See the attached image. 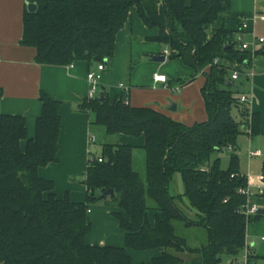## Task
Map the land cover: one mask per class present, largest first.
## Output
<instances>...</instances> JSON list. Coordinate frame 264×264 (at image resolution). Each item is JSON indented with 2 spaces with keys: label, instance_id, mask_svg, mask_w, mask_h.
<instances>
[{
  "label": "trees",
  "instance_id": "obj_1",
  "mask_svg": "<svg viewBox=\"0 0 264 264\" xmlns=\"http://www.w3.org/2000/svg\"><path fill=\"white\" fill-rule=\"evenodd\" d=\"M34 3V13L24 10L19 44L34 48L35 63L47 66L75 61L106 64L114 55L117 33L136 9L142 24L157 30L151 41L168 49V60L180 59L205 78L201 94L208 120L186 127L151 108L129 106L125 94L113 102L105 94L104 102L86 98L78 109L91 114L92 124L107 135L144 138L145 180L133 170V147L103 145L101 156L87 164L85 202L73 203L67 196L58 199L54 184L38 175L40 168L58 160L59 102L40 93L41 113L31 139L26 138L24 118L0 114V262L131 264L126 249L156 248L163 253L147 264H188L180 254L197 256L195 264H219L223 255L235 259L245 248L246 226L262 216L246 218L242 212L246 199L238 193L247 180L233 151L241 135H259L260 117L249 115L240 102L242 84L231 79L233 71L240 73L238 79L244 74L249 55L238 50L228 28L230 0ZM218 20L220 26L214 28ZM26 139L22 151L20 143ZM228 147L232 151L226 170L219 159L210 163L212 154ZM176 175L182 191L172 195ZM107 190L113 196L103 197ZM147 200L161 214L154 227L147 219ZM100 201L120 210L113 216L126 233L124 248L86 245L89 206ZM180 227L202 229L205 242L190 247L178 234ZM255 258L249 253L248 264Z\"/></svg>",
  "mask_w": 264,
  "mask_h": 264
},
{
  "label": "crops",
  "instance_id": "obj_2",
  "mask_svg": "<svg viewBox=\"0 0 264 264\" xmlns=\"http://www.w3.org/2000/svg\"><path fill=\"white\" fill-rule=\"evenodd\" d=\"M34 1L36 0H0V114L24 118L26 138L31 139L35 136L36 119L41 113L40 93H45L52 100L59 102L58 160L56 163L40 168L38 175L54 184V194L58 199L67 196L73 203H83L86 197L83 180L88 161L92 159V147L96 144V135L100 132L97 126L92 124V115L80 111L78 106L87 98L89 84L86 76L89 72L96 71L98 64L87 61H75L69 66L36 64V50L19 44L23 32L26 4L34 3ZM254 15H264V0H230L228 28L233 32V36L238 34L243 20H247L248 29L245 38L249 39L251 31L257 37H264V23L257 21L254 24L251 20ZM219 26L218 20L214 28ZM156 35L157 30L145 27L136 9H133L116 35L113 57L104 64L105 70L99 84L101 93L105 94L110 102L125 94L129 106L151 108L186 127L206 122L208 116L201 94L205 78L202 74L196 75L180 59L168 60V56H164V52L168 49L160 43L151 41ZM146 56H149L151 62H155L154 56H164L163 63L168 64L155 66L142 63ZM132 66L137 67L132 71ZM252 68L254 71L252 79H246L245 71L238 80L234 81L236 84H242L241 90L245 95L250 96V111L260 117L258 136L264 137V54H258L254 58ZM154 74L166 76L167 83L154 82L152 78ZM116 79L124 83L119 82L115 87L110 85ZM172 106L174 110L171 109ZM236 120L240 121L238 113ZM102 129L106 134L104 128ZM109 136L115 137L113 143L103 145H127L133 147V150H142L144 145L142 136L137 138L124 135ZM92 137L94 142L90 141ZM27 139L20 143L22 151L25 149ZM244 139L248 143L247 158L261 157L262 151L252 149L253 138L246 135L238 138L233 152L238 156L239 143ZM249 150L260 152V156L249 158ZM246 169L243 171L240 168V173L246 176L251 192ZM133 170L135 171L134 168ZM177 192H180V188H177ZM250 202L264 211V196H258L257 190ZM117 212L120 210L100 204L89 207L87 221L90 224V232L85 237L86 245L125 247L126 233L120 229L117 219L113 216ZM261 216V218L264 217V215ZM157 218H161L160 212L156 211L153 205L149 206L147 219L152 227ZM261 236L264 234L259 236V241ZM245 247L256 257L251 264H256L255 260L258 258H264V255L259 256L253 253L254 243H248L247 233ZM126 252L131 264H147L159 257L163 249L145 251L126 249ZM179 256L188 264H195L194 262L197 263L199 260L194 255L180 254Z\"/></svg>",
  "mask_w": 264,
  "mask_h": 264
},
{
  "label": "rangeland",
  "instance_id": "obj_3",
  "mask_svg": "<svg viewBox=\"0 0 264 264\" xmlns=\"http://www.w3.org/2000/svg\"><path fill=\"white\" fill-rule=\"evenodd\" d=\"M155 57V56H154ZM152 60V58H151ZM142 63H148L152 64L155 66H163L167 65L168 63H161V62H151L149 56L145 57ZM137 66H132V71L134 68ZM232 79V78H231ZM124 83L122 80L116 79L110 84L112 86H117L118 83ZM101 88L99 86L97 94L99 95L101 93ZM233 117L236 119L237 113L233 111L232 113ZM97 126V125H94ZM97 130L100 132L99 134L96 135L97 141L96 144L93 145L92 147V158H97L101 156L102 152V146L104 143H113V139L115 137L112 136H106L104 133L102 127L97 126ZM102 136L104 138H102ZM247 148H248V143L244 139L243 142L239 143V149L237 150L238 158H239V164L240 168L244 171L246 168L247 170V175L248 177V182L251 187V192L255 194L256 190L258 187H263V163H264V137L262 136H257L256 138H253L252 141V149H260L262 152L261 157L259 158H253V159H248L247 158ZM229 152L224 149L219 153L212 154L210 157V163L215 161L216 159H219V166L222 170H226L229 164ZM132 165L135 171L140 175L141 179L143 180L145 177V164H144V152L143 150L140 149H134L132 152ZM176 184H178L176 186ZM177 188H180V192L182 191V183L180 180V176L176 175L171 183L170 186V193L172 195L178 193ZM147 206L154 204L150 201H146ZM103 205V206H108L110 207L108 203H105L104 201H100L96 203L95 205ZM92 206V205H90ZM89 206V207H90ZM260 206V204H259ZM189 217H193V215H189ZM246 233H247V241L248 243H254L253 247V253L255 255L263 256L264 255V242L260 243L259 241V236L261 234H264V217L260 218L256 223H251L250 225L246 226ZM178 234L182 237H185L187 240V243L190 247H198L199 245L203 244L205 242V233L203 232L202 229H195L191 228L189 230H184L183 228H179ZM263 244V245H262ZM256 264H264V258H258L255 260ZM219 264H245L244 261V252L239 254L235 260L231 257H228L226 255H223L221 257V261Z\"/></svg>",
  "mask_w": 264,
  "mask_h": 264
},
{
  "label": "built area",
  "instance_id": "obj_4",
  "mask_svg": "<svg viewBox=\"0 0 264 264\" xmlns=\"http://www.w3.org/2000/svg\"><path fill=\"white\" fill-rule=\"evenodd\" d=\"M251 20L254 24L257 21L264 23V15H254ZM247 29H248L247 20H243V22H242V24L238 30V34L236 36H234V42H235L236 46L238 47V50L241 53H248V55H249V59L243 63V67H245L246 79H252L254 76V71L252 68V62H253L254 58L257 56L258 52L260 50H264V37H257L254 34V32L251 31V32H249V39H247V38H245V33H246ZM168 55H169V52L165 51L164 56L167 57ZM214 63H217V61H214ZM104 70H105L104 63H100V64H98L96 71L89 72L87 74L86 80L89 84V90H88V94H87L88 99L92 100V99L99 98L100 94L98 95L97 92H98L101 76H102V73ZM239 76H240V73L238 71H233L231 74L232 80H237ZM152 78H153L154 82H158L161 84L167 83V78L164 75L154 74ZM240 102L247 106L248 111H249V115H250L251 114V111L249 108V106L251 104L250 96L247 94L241 95ZM247 134L250 136V128L247 129ZM90 141L94 142V138L92 137L90 139ZM227 150L229 152H231L232 148L228 147ZM256 156H260V152L250 151V150L248 151V157L249 158L256 157ZM97 161L102 162V159L99 158V159H97ZM245 178H246V176H245ZM238 193L240 195L244 196L246 199V202H245L244 206L242 207V212H243L244 216L246 218H249L251 216L256 215L259 208L256 204L250 202V199L253 197V194L250 192L248 184L245 188L239 189ZM257 195L260 197L264 196V187H259L257 189ZM260 241L264 242V236L260 237ZM248 256H249V252H248V249L245 247L244 248L245 264H248Z\"/></svg>",
  "mask_w": 264,
  "mask_h": 264
},
{
  "label": "water",
  "instance_id": "obj_5",
  "mask_svg": "<svg viewBox=\"0 0 264 264\" xmlns=\"http://www.w3.org/2000/svg\"><path fill=\"white\" fill-rule=\"evenodd\" d=\"M26 10L28 13H34L36 11V4L35 3H27L26 4ZM153 61L155 62H165V57L164 56H160V57H154ZM99 101L100 102H104V94L100 93L99 95ZM174 110V106H172V108ZM263 183H264V179H263ZM103 197H108V196H113V191L112 190H107L106 192H104L102 194ZM257 215H264V211L263 210H258L257 211Z\"/></svg>",
  "mask_w": 264,
  "mask_h": 264
}]
</instances>
